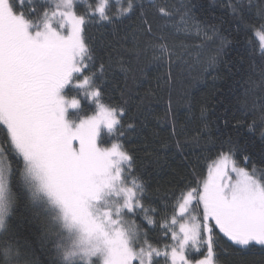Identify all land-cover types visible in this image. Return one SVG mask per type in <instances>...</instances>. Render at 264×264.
<instances>
[{"label": "snow or ice", "instance_id": "1", "mask_svg": "<svg viewBox=\"0 0 264 264\" xmlns=\"http://www.w3.org/2000/svg\"><path fill=\"white\" fill-rule=\"evenodd\" d=\"M222 63L223 100H174L179 76ZM162 90L194 134L130 148ZM137 151L170 169L158 207ZM21 221L46 264L264 258V0H0V264H43Z\"/></svg>", "mask_w": 264, "mask_h": 264}, {"label": "trees", "instance_id": "2", "mask_svg": "<svg viewBox=\"0 0 264 264\" xmlns=\"http://www.w3.org/2000/svg\"><path fill=\"white\" fill-rule=\"evenodd\" d=\"M169 3L178 5L181 0H168ZM84 3H87V0H84ZM89 34L93 36V38H96L98 36V33L95 29H89ZM231 38V37H230ZM238 47V46H237ZM226 55H223L222 59L223 61L231 60L235 56V51L226 49ZM102 55H106V53H102ZM167 69H161L160 75H163ZM219 75L220 79L213 80L211 76H206L203 72L201 75H196L195 73H192L191 76L187 75H181L178 77L177 83L172 88V95L174 100L180 99L183 95H188L191 97L193 94H195L196 98L198 100L206 101L209 104H216L217 97L221 100L224 99L226 95H228V91L226 88V82H227V76L228 73L224 69L223 63L220 65L219 69ZM258 71V70H257ZM149 72H154V69L149 68ZM253 79H256V76H253ZM258 83V81H257ZM151 86L155 88L156 81L153 79L151 82ZM243 92V88L241 89V94ZM168 91H158L157 94L153 97L151 101V106L154 109V114L149 118V122H147L146 127H142L138 134H134L131 137V143L129 144V147L132 149H140L143 147L144 144H152L156 140H166L169 145L175 144V141L181 140L183 141L185 137L194 134L190 132L189 127L185 126L184 123V106L181 105L177 111L180 112L181 120L180 124L176 126L175 131L173 129V122L171 116H166L165 113L168 109ZM91 114V113H89ZM198 111L196 112V115H198ZM181 128L184 129L183 135H177V133L180 132ZM175 151L173 147V152ZM163 155V154H162ZM137 156L139 159L137 160V163L141 166V171L147 170L150 175H145L143 177L144 181H146L151 187L147 191V196L150 201H153L152 206L158 207L159 201L156 199L158 196H163L164 191L162 189L161 192L156 191L157 187V181L161 185L167 186V181L171 179V176L166 174L167 171H170V169L166 168L165 170H160L155 164L149 163V161L145 158V154L142 151H137ZM211 163V161H201L200 165L196 169L195 176L197 179L201 178V173L203 176L207 175V164ZM179 164V159L176 160L175 163L171 164V168H175L176 165ZM189 177L193 175L191 170H189L188 173ZM174 191L179 194L180 189L176 188ZM147 203V202H146ZM170 213V210H169ZM161 215H163V212L161 211ZM18 223V232L20 234L21 240H23L24 237H27L29 241L32 242L33 250L35 253L34 258H38L40 261L43 262V264H46L48 257L45 255L40 246L39 243L36 242V239L34 236L30 235L29 233V225L27 224V221H21ZM136 223H141V220L139 218H136ZM146 224V222H144ZM159 232L154 234V240L158 239ZM224 259L228 261V264H234V261L238 259L235 256H228L227 254L224 255ZM250 260L254 261L255 264H264V258L260 257L259 255L254 257H249Z\"/></svg>", "mask_w": 264, "mask_h": 264}, {"label": "rangeland", "instance_id": "3", "mask_svg": "<svg viewBox=\"0 0 264 264\" xmlns=\"http://www.w3.org/2000/svg\"><path fill=\"white\" fill-rule=\"evenodd\" d=\"M197 43H199V41H197ZM192 73H195L196 75H201L202 72L197 73L196 71H193Z\"/></svg>", "mask_w": 264, "mask_h": 264}]
</instances>
